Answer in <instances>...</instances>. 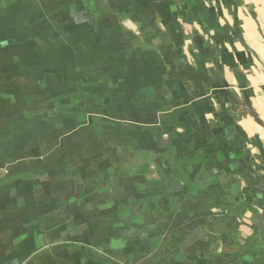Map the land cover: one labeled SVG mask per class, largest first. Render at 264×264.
<instances>
[{"label":"crops","instance_id":"1","mask_svg":"<svg viewBox=\"0 0 264 264\" xmlns=\"http://www.w3.org/2000/svg\"><path fill=\"white\" fill-rule=\"evenodd\" d=\"M0 264H264V0H0Z\"/></svg>","mask_w":264,"mask_h":264}]
</instances>
